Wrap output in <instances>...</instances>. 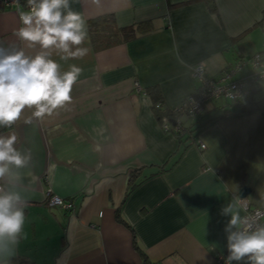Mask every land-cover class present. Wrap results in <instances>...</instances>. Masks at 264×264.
<instances>
[{
	"label": "crops",
	"instance_id": "1",
	"mask_svg": "<svg viewBox=\"0 0 264 264\" xmlns=\"http://www.w3.org/2000/svg\"><path fill=\"white\" fill-rule=\"evenodd\" d=\"M213 2L217 15L208 10L211 0L72 4L86 21L111 14L115 26L149 21L150 30L99 50L88 38V53L66 62L53 52L62 71L83 69L71 104L42 121L0 128L32 154L23 170L24 232L8 264L17 256L35 264H141L132 242L149 264H216L227 249L229 217L221 208L246 185L247 202L264 210V110L216 119L240 103L214 100L196 119L182 115L176 134L162 130L145 92L156 86L172 109L197 85L194 64L203 62L215 77L234 64L250 68L251 55L264 50V22L257 23L264 0ZM18 10L27 9L0 4L5 47H24L14 34ZM241 68L233 79L251 73ZM256 88L252 97H264V85ZM47 193L70 207L50 205Z\"/></svg>",
	"mask_w": 264,
	"mask_h": 264
},
{
	"label": "clouds",
	"instance_id": "2",
	"mask_svg": "<svg viewBox=\"0 0 264 264\" xmlns=\"http://www.w3.org/2000/svg\"><path fill=\"white\" fill-rule=\"evenodd\" d=\"M74 2L26 0L27 10H18L21 26L14 34L24 47L0 44V128H12L21 120L42 121L71 104L73 86L83 69L71 64L62 71L52 55L55 52L66 62L88 53L82 47L88 39L87 21L73 10ZM37 47L34 54L25 50ZM17 144L15 132L0 134V264H8L22 238L28 207L23 170L32 154ZM241 210L240 201L221 208L220 214L229 217L224 226L228 252L224 264H264V222L242 216Z\"/></svg>",
	"mask_w": 264,
	"mask_h": 264
},
{
	"label": "built area",
	"instance_id": "3",
	"mask_svg": "<svg viewBox=\"0 0 264 264\" xmlns=\"http://www.w3.org/2000/svg\"><path fill=\"white\" fill-rule=\"evenodd\" d=\"M0 4L4 8H13L17 7L19 4H23L27 9L26 0H19V4L16 3V0H0ZM248 62L251 66V73L238 79H233L232 76L240 71L242 63L222 69L215 77L206 75L203 62L194 64L190 71L197 85L192 94L187 98L185 97L178 106L174 107V111L180 112L179 114L185 115L189 119H196L202 115L204 112L203 106L208 102L220 100L231 104L240 103L243 98L250 95L252 88H256L261 82H264V51L256 52L251 55ZM136 84L137 83H135V86L137 87ZM167 119L166 116H162L161 120H159L160 126L164 131L170 130V123ZM176 128L175 126V129ZM199 147L202 149L205 145L199 143ZM46 197L50 205L56 207L61 206L64 209L70 207V203L66 202L61 197L50 195L49 193H47ZM235 199L241 202L242 216H250L254 218L257 223L264 222V210L251 206V204L247 202L248 200L245 196L241 197L235 195ZM224 251V253L217 257L216 264H224V257L228 255L227 249Z\"/></svg>",
	"mask_w": 264,
	"mask_h": 264
},
{
	"label": "trees",
	"instance_id": "4",
	"mask_svg": "<svg viewBox=\"0 0 264 264\" xmlns=\"http://www.w3.org/2000/svg\"><path fill=\"white\" fill-rule=\"evenodd\" d=\"M208 10L213 12L214 14L217 13V9L213 0H211V3L208 5ZM149 21L139 22L137 24H132L130 26L126 27H118L115 26V22L113 19V16L111 14L109 15H102L98 16L96 18L89 19L87 21L88 26V34L89 39L91 40L93 48L96 49H102L106 47H111L112 45L125 42L129 39L134 38V36L143 34L150 30L149 28ZM264 22V16H262L257 23L261 24ZM264 51V50H262ZM258 51V52H262ZM257 91V88H252L250 91V95L248 97H245L240 102V108L238 111L231 112L228 109H225L222 116L216 117H225V116H240V115H247L249 113L264 110V97H260L257 99H254L252 96ZM145 92L148 94V97H151L152 100V109L157 117V121L161 120L162 116H166L170 123V130L175 129V126L177 127L174 132L176 134L181 133V129L179 127V124L181 126V120L179 122V119H181L182 114H179L180 112L174 111V108L172 109H166L164 108V105L162 103L159 89L156 86H150L145 89ZM258 92V91H257ZM231 103H228L227 105H230ZM158 105V106H157ZM173 125V126H172ZM116 218L118 221H122L119 217V214L116 213ZM134 244L135 249L138 251V255L141 257V264H149V260L147 256L138 248L136 243L132 242ZM11 261L14 260L15 263L17 261V264H35L33 261H30L24 257H12L10 259Z\"/></svg>",
	"mask_w": 264,
	"mask_h": 264
},
{
	"label": "water",
	"instance_id": "5",
	"mask_svg": "<svg viewBox=\"0 0 264 264\" xmlns=\"http://www.w3.org/2000/svg\"><path fill=\"white\" fill-rule=\"evenodd\" d=\"M238 195L241 196V197H244L246 196L248 193H249V187L246 186V185H243L241 186L239 189H238Z\"/></svg>",
	"mask_w": 264,
	"mask_h": 264
},
{
	"label": "rangeland",
	"instance_id": "6",
	"mask_svg": "<svg viewBox=\"0 0 264 264\" xmlns=\"http://www.w3.org/2000/svg\"><path fill=\"white\" fill-rule=\"evenodd\" d=\"M241 69H242V72H243V71H244V72H247V71L250 72V70H251V69L249 68V66H245V68H244V65L242 66ZM260 84H261V85H264V82H261Z\"/></svg>",
	"mask_w": 264,
	"mask_h": 264
}]
</instances>
